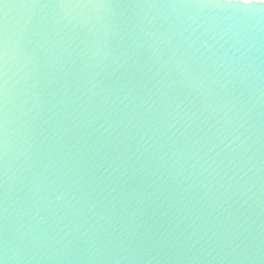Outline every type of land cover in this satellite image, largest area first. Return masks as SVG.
Masks as SVG:
<instances>
[{"label":"water","instance_id":"1","mask_svg":"<svg viewBox=\"0 0 264 264\" xmlns=\"http://www.w3.org/2000/svg\"><path fill=\"white\" fill-rule=\"evenodd\" d=\"M0 264H264V4L0 0Z\"/></svg>","mask_w":264,"mask_h":264},{"label":"snow or ice","instance_id":"2","mask_svg":"<svg viewBox=\"0 0 264 264\" xmlns=\"http://www.w3.org/2000/svg\"><path fill=\"white\" fill-rule=\"evenodd\" d=\"M190 2H191V4H192V6H195V4H196V0H190ZM260 3H261V4H264V0H260ZM248 6H251V5H248Z\"/></svg>","mask_w":264,"mask_h":264}]
</instances>
